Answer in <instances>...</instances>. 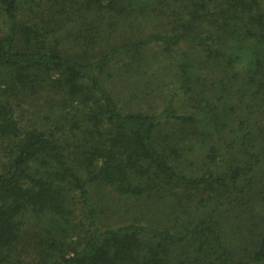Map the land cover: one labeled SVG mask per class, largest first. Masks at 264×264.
Wrapping results in <instances>:
<instances>
[{
  "label": "trees",
  "instance_id": "trees-1",
  "mask_svg": "<svg viewBox=\"0 0 264 264\" xmlns=\"http://www.w3.org/2000/svg\"><path fill=\"white\" fill-rule=\"evenodd\" d=\"M0 264H264V0H0Z\"/></svg>",
  "mask_w": 264,
  "mask_h": 264
},
{
  "label": "rangeland",
  "instance_id": "rangeland-1",
  "mask_svg": "<svg viewBox=\"0 0 264 264\" xmlns=\"http://www.w3.org/2000/svg\"><path fill=\"white\" fill-rule=\"evenodd\" d=\"M166 81L170 82L173 80L169 76L168 78H166ZM148 84L149 83H147L145 85H148ZM151 84L153 85V86L149 85L151 88H149V87L145 88L143 86L137 88L136 90H134V94L132 95V97H130V93L127 95V99L129 101L136 102L138 96H143L144 94H147V93H149L147 98L151 99V96L153 97L159 91L158 88L156 87L157 84H155L153 82H151ZM110 196H113V198H110ZM101 197H102V200L99 203L101 205H103V209L106 212H108V210L112 209V208H115V210H121L119 207V205L121 204L120 199H117V197H115L114 194L110 195L109 193H106V194L102 195Z\"/></svg>",
  "mask_w": 264,
  "mask_h": 264
}]
</instances>
